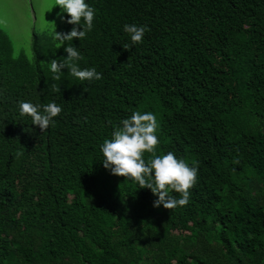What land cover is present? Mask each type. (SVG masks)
I'll return each instance as SVG.
<instances>
[{
  "label": "trees",
  "instance_id": "16d2710c",
  "mask_svg": "<svg viewBox=\"0 0 264 264\" xmlns=\"http://www.w3.org/2000/svg\"><path fill=\"white\" fill-rule=\"evenodd\" d=\"M85 2L93 29L71 43L99 81H54L67 42L33 29L15 53L0 26V264H264V0ZM125 24L150 31L131 45ZM21 101L62 111L41 132ZM137 111L157 118V155L198 166L187 205L154 207L103 167Z\"/></svg>",
  "mask_w": 264,
  "mask_h": 264
},
{
  "label": "clouds",
  "instance_id": "9594fccd",
  "mask_svg": "<svg viewBox=\"0 0 264 264\" xmlns=\"http://www.w3.org/2000/svg\"><path fill=\"white\" fill-rule=\"evenodd\" d=\"M55 5L70 17L66 23L81 26L82 30L73 27L67 33L57 32L54 22L51 23L54 25V39L59 41L60 45L67 42V47L64 48L67 57L51 59L48 62L54 74L52 79L60 80L63 75L61 70L67 68L69 75L80 81L101 80L102 74L98 73L96 68L79 67L77 61L83 60L84 57L71 43L73 39H84L86 34L92 31L95 9L85 0H55ZM61 20H63L62 15ZM123 30L130 36L131 45L142 43L145 33L150 31L147 26L136 24H125ZM131 45L124 44L123 48L130 50ZM52 87L55 85L53 84ZM61 111L62 108L55 102L43 106L24 101L19 103V114L31 117L32 124L38 126L41 132H45L51 124H54L53 118ZM108 123L111 124V121L109 120ZM157 129V118L152 112L132 113L130 118L121 121V126L115 127L111 139L104 140L101 145L104 157L102 163L112 175L137 182L140 188L150 189L153 195L158 197L154 201V207L163 205L165 209L171 210L188 204L190 189L198 180V166H189L184 159L177 158L171 151L157 155L156 149L159 144ZM145 153L150 154L147 161L144 158ZM234 163H238V160ZM170 191L178 193L180 198L170 195Z\"/></svg>",
  "mask_w": 264,
  "mask_h": 264
},
{
  "label": "rangeland",
  "instance_id": "374dc122",
  "mask_svg": "<svg viewBox=\"0 0 264 264\" xmlns=\"http://www.w3.org/2000/svg\"><path fill=\"white\" fill-rule=\"evenodd\" d=\"M65 14L55 0H0V21H3L0 26L9 34L15 53L20 50L30 53L33 29L53 33L55 25L60 32Z\"/></svg>",
  "mask_w": 264,
  "mask_h": 264
}]
</instances>
